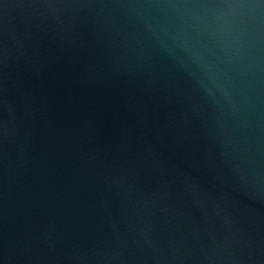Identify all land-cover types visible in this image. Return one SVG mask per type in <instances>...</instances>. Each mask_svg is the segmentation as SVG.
<instances>
[{"label": "water", "instance_id": "95a60500", "mask_svg": "<svg viewBox=\"0 0 264 264\" xmlns=\"http://www.w3.org/2000/svg\"><path fill=\"white\" fill-rule=\"evenodd\" d=\"M0 264H264V0H0Z\"/></svg>", "mask_w": 264, "mask_h": 264}]
</instances>
